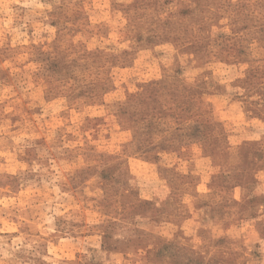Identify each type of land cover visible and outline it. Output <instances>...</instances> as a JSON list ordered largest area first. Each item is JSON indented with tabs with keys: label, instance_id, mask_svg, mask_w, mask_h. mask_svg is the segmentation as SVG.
I'll return each instance as SVG.
<instances>
[{
	"label": "rangeland",
	"instance_id": "374dc122",
	"mask_svg": "<svg viewBox=\"0 0 264 264\" xmlns=\"http://www.w3.org/2000/svg\"><path fill=\"white\" fill-rule=\"evenodd\" d=\"M0 264H264V0H0Z\"/></svg>",
	"mask_w": 264,
	"mask_h": 264
}]
</instances>
